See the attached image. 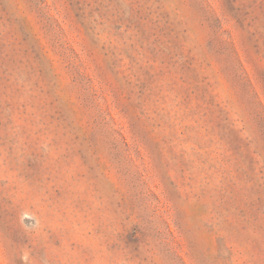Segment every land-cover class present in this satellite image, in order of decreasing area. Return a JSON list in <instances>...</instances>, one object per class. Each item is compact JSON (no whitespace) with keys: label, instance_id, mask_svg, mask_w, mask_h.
I'll return each mask as SVG.
<instances>
[{"label":"rangeland","instance_id":"1","mask_svg":"<svg viewBox=\"0 0 264 264\" xmlns=\"http://www.w3.org/2000/svg\"><path fill=\"white\" fill-rule=\"evenodd\" d=\"M0 264H264V0H0Z\"/></svg>","mask_w":264,"mask_h":264}]
</instances>
